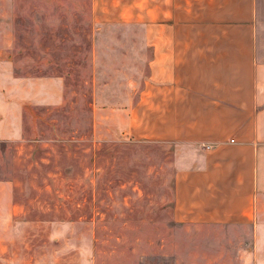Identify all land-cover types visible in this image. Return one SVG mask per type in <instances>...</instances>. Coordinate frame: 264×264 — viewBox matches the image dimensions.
Wrapping results in <instances>:
<instances>
[{"label":"rangeland","instance_id":"1","mask_svg":"<svg viewBox=\"0 0 264 264\" xmlns=\"http://www.w3.org/2000/svg\"><path fill=\"white\" fill-rule=\"evenodd\" d=\"M93 9L0 0V58L20 77L62 78L64 91L60 106L25 107L22 138L0 140V264H239L248 233L174 224L190 150L135 136L150 48L140 26Z\"/></svg>","mask_w":264,"mask_h":264},{"label":"crops","instance_id":"2","mask_svg":"<svg viewBox=\"0 0 264 264\" xmlns=\"http://www.w3.org/2000/svg\"><path fill=\"white\" fill-rule=\"evenodd\" d=\"M92 4L93 16L140 26L150 48L149 75L129 112L135 136L190 150L174 176V224L242 230L250 246L236 254L239 264H264V0ZM12 64L0 58V81L10 87L0 89V140L22 138L26 106L64 99L62 78L20 77Z\"/></svg>","mask_w":264,"mask_h":264}]
</instances>
